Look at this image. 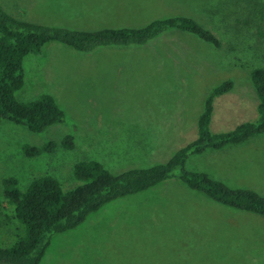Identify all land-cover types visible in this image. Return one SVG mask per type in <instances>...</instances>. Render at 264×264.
Segmentation results:
<instances>
[{
    "label": "rangeland",
    "instance_id": "374dc122",
    "mask_svg": "<svg viewBox=\"0 0 264 264\" xmlns=\"http://www.w3.org/2000/svg\"><path fill=\"white\" fill-rule=\"evenodd\" d=\"M56 3L0 0L5 10L21 19L79 29L141 27L158 18L191 16L214 32L222 45L174 29L143 45L99 46L82 52L52 41L42 54L28 55L25 85L18 98L29 101L52 94L66 119L42 133L4 121L0 130L1 246L12 244L22 232L4 195L6 177H17L25 188L33 178L51 173L65 188H72L79 183L74 164L82 159H97L114 173L166 162L198 137L207 96L229 79L234 87L216 98L211 129L229 131L259 116L252 71L264 67V0H100L91 4L92 9H82L87 13L71 18L57 14ZM149 48H153V72L141 74L138 66L148 59L144 51ZM69 134L74 137L73 148L62 145ZM52 139L59 142L52 153L30 158L22 151L25 143L41 145ZM224 148L194 154L188 166L233 188L264 194V132ZM146 191L198 190L173 177ZM199 193L221 223L206 226L199 239L184 245L181 255L221 257L219 264H264V216ZM139 204L131 197L117 200L103 212L101 208L96 218L56 233L40 264H163L168 256H175L171 249L179 239L159 236L161 246L152 248L158 239L152 238L153 229L143 222L148 217ZM78 242L80 247L75 248Z\"/></svg>",
    "mask_w": 264,
    "mask_h": 264
},
{
    "label": "trees",
    "instance_id": "16d2710c",
    "mask_svg": "<svg viewBox=\"0 0 264 264\" xmlns=\"http://www.w3.org/2000/svg\"><path fill=\"white\" fill-rule=\"evenodd\" d=\"M174 29L196 34L216 46L222 45L214 32L186 15L154 19L141 27L79 29L24 20L0 4V130L5 120L37 133L65 121L66 112L54 95L45 93L29 101L17 96L25 85V58L30 54H42L49 42L57 41L78 51L91 52L99 46L148 44ZM252 81L260 99L257 120L224 132L211 129L216 98L234 87L231 79L226 80L214 87L206 98L198 121V137L178 149L166 162L114 173L97 159H82L74 164L73 172L79 183L72 188H65L51 173L33 178L25 188L20 186L17 177H6L4 195L13 207L22 232L14 237L12 244L0 245V264H40L56 233L80 226L92 213L112 201L146 191L173 177L222 204L264 216V194L261 192L252 188H233L205 171L188 166L194 154L243 143L264 132V67L252 71ZM58 145L59 142L53 139L41 145L25 143L22 151L27 157L36 158L54 152ZM62 145L73 148V135H67Z\"/></svg>",
    "mask_w": 264,
    "mask_h": 264
},
{
    "label": "crops",
    "instance_id": "0c3cea01",
    "mask_svg": "<svg viewBox=\"0 0 264 264\" xmlns=\"http://www.w3.org/2000/svg\"><path fill=\"white\" fill-rule=\"evenodd\" d=\"M56 3L57 14H60L64 17H73L81 16L87 12L82 11L84 8L92 9L94 6L91 4L100 1V0H57ZM88 1V4H85ZM90 5V6H87ZM98 10V9H95ZM128 47V46H126ZM144 54L148 59L144 63L138 66V70L141 74L147 73L148 71L153 72V48H149L144 51ZM150 129L153 127H145ZM234 145H229L225 148H231ZM224 148V149H225ZM244 174V172H240ZM153 188V187H152ZM134 198L138 200L141 211H143L148 217L147 220L143 221L144 223L150 225L153 229L154 239H158L156 242L152 243L155 246H161L160 243L163 240H160L158 237L163 236V239L170 240L171 237H174L178 240V245L171 249L172 253L175 256H168L167 260L163 264H219L222 263L223 258L216 256H182L181 251L185 248L187 242L200 238V233L205 232L206 226H211L216 223H221L219 218L214 216L213 210L206 207V204L209 206L203 196L199 191L195 192H176V191H164V192H153V191H142L135 194L128 195L126 197L119 198L117 200ZM171 198L173 200H171ZM112 201L115 202L116 201ZM183 200L194 201V202H184ZM141 201V202H140ZM112 202L105 205L103 208H107ZM213 205V204H212ZM138 206V207H139ZM162 209H155L161 208ZM102 208V209H103ZM101 209V210H102ZM216 209V208H213ZM221 214H222V208ZM104 209L102 210V212ZM97 214V215H96ZM101 211H96L92 213L88 218H96L99 216ZM95 216V217H94ZM154 216V217H153ZM162 217V218H156ZM113 231V229L111 230ZM160 234H156L158 232ZM119 232V231H118ZM109 233H111L109 231ZM79 244V245H78ZM81 243H77L74 247H80ZM91 247H94V243H90Z\"/></svg>",
    "mask_w": 264,
    "mask_h": 264
}]
</instances>
